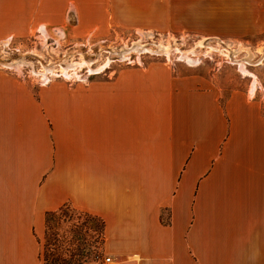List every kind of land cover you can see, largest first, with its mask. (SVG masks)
<instances>
[{
    "label": "crops",
    "instance_id": "obj_1",
    "mask_svg": "<svg viewBox=\"0 0 264 264\" xmlns=\"http://www.w3.org/2000/svg\"><path fill=\"white\" fill-rule=\"evenodd\" d=\"M113 31L252 39L264 0H0V42ZM222 96L159 59L71 85L0 69V264H40L65 203L103 221L90 264H264V114Z\"/></svg>",
    "mask_w": 264,
    "mask_h": 264
},
{
    "label": "rangeland",
    "instance_id": "obj_2",
    "mask_svg": "<svg viewBox=\"0 0 264 264\" xmlns=\"http://www.w3.org/2000/svg\"><path fill=\"white\" fill-rule=\"evenodd\" d=\"M153 59L180 62L213 77L222 88V101L232 91L253 93L264 114V36L221 41L151 31H113L100 39H75L37 32L29 38L0 42V69L43 85L53 80L71 85ZM40 241V264L98 262L103 256L102 222L65 203L46 216Z\"/></svg>",
    "mask_w": 264,
    "mask_h": 264
},
{
    "label": "built area",
    "instance_id": "obj_3",
    "mask_svg": "<svg viewBox=\"0 0 264 264\" xmlns=\"http://www.w3.org/2000/svg\"><path fill=\"white\" fill-rule=\"evenodd\" d=\"M104 261H105V262H109V261H110V258H109V257H105V258H104Z\"/></svg>",
    "mask_w": 264,
    "mask_h": 264
},
{
    "label": "trees",
    "instance_id": "obj_4",
    "mask_svg": "<svg viewBox=\"0 0 264 264\" xmlns=\"http://www.w3.org/2000/svg\"><path fill=\"white\" fill-rule=\"evenodd\" d=\"M59 209H60V208H59ZM59 209H58V210H59ZM58 210H56V211H58ZM56 211H55V212H56ZM79 212H81V211H79ZM81 213H85V212H81ZM48 214H49V213H48ZM48 214H47V215H48ZM85 214H88V213H85ZM100 220H101V219H100ZM101 222H102V226H103V221L101 220Z\"/></svg>",
    "mask_w": 264,
    "mask_h": 264
},
{
    "label": "bare ground",
    "instance_id": "obj_5",
    "mask_svg": "<svg viewBox=\"0 0 264 264\" xmlns=\"http://www.w3.org/2000/svg\"><path fill=\"white\" fill-rule=\"evenodd\" d=\"M241 67V66H240ZM242 70V69H241Z\"/></svg>",
    "mask_w": 264,
    "mask_h": 264
}]
</instances>
